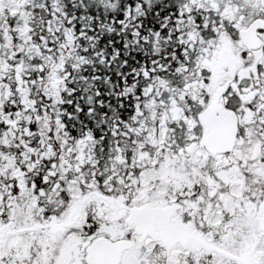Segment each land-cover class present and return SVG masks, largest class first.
<instances>
[{
	"label": "snow or ice",
	"instance_id": "obj_1",
	"mask_svg": "<svg viewBox=\"0 0 264 264\" xmlns=\"http://www.w3.org/2000/svg\"><path fill=\"white\" fill-rule=\"evenodd\" d=\"M0 264H264V0H0Z\"/></svg>",
	"mask_w": 264,
	"mask_h": 264
}]
</instances>
